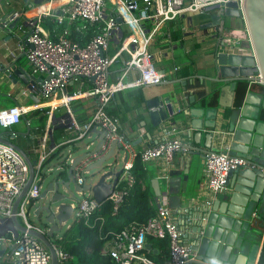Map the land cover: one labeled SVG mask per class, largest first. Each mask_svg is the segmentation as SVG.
Returning <instances> with one entry per match:
<instances>
[{
    "label": "built area",
    "instance_id": "1",
    "mask_svg": "<svg viewBox=\"0 0 264 264\" xmlns=\"http://www.w3.org/2000/svg\"><path fill=\"white\" fill-rule=\"evenodd\" d=\"M62 14L56 15L58 23L64 19L68 23H82L76 29L82 30V35L89 30L93 34L83 44L69 37L70 31L64 27L56 38L48 35L40 25L41 17L50 15L49 11L41 13L36 20H30V31L27 37L31 45L26 50V59L34 72L43 75L41 93L50 108L61 106L65 109L71 130L75 133L69 140H79L88 135L92 128H98L105 135V143L100 153L92 154L80 161L73 171V176L79 184L83 183L84 168L92 161L102 157L108 151L110 144L115 143L123 151V166L118 182L113 187L107 200L112 205L113 213L123 202L125 194L133 188L136 176L133 173L135 161L140 160L142 167L152 159L163 158L167 164L172 161L173 153L180 150L181 141L174 137L163 140L138 150L132 141L126 139L119 131V120L111 115L108 104L114 94L133 86L157 85L164 74L153 63L148 46L160 26L179 15H190L202 12L207 6L224 4L242 0H64ZM127 25L128 32L122 36L124 45L129 51V58L114 81L107 77L112 58L105 52L109 41L118 36L121 29L117 19ZM145 23L148 29L145 31ZM123 34V32H122ZM250 49V37L245 27L226 28L221 37V47L226 50ZM131 71L137 72V78L126 79ZM91 86L85 90L68 92L67 85L80 78L89 79ZM93 98L95 100L91 119L79 124L72 114L71 103L75 100ZM30 110L29 106L12 105L0 109V127L9 128L18 123L22 115ZM13 118V119H12ZM53 147V149H55ZM52 149V150H53ZM48 152L40 155L34 166V177L26 195L20 202L15 215L22 219L26 228L31 225L27 221L24 208L29 198L39 195V176L42 163ZM207 188L216 195L226 190V175L243 161L231 157L219 150H209L204 153ZM28 176V166L24 159L8 144L0 142V245L8 244L9 251L5 261L13 264H51L48 249L36 238L18 236L2 230L5 219L12 215L14 199L25 185ZM168 179L167 176H164ZM74 210L76 217L83 218L89 224L90 217L100 210V205L86 192ZM155 213L144 223L132 222L119 230L110 242L108 252L114 264H157L147 256L146 244L148 237L166 238L168 240V264H188L194 259L193 252L181 238V231L171 215L167 197L160 194L149 200ZM3 219V220H2ZM59 262L65 261L69 255L54 245Z\"/></svg>",
    "mask_w": 264,
    "mask_h": 264
},
{
    "label": "water",
    "instance_id": "2",
    "mask_svg": "<svg viewBox=\"0 0 264 264\" xmlns=\"http://www.w3.org/2000/svg\"><path fill=\"white\" fill-rule=\"evenodd\" d=\"M14 13L15 10L5 7L0 26ZM202 13L208 16L206 24L218 27L220 33L226 28L229 20L241 19L249 33L250 49L248 52L239 53L220 48V51L216 52V78L213 79L220 83V86L203 96V104H207V108L190 111L191 114L195 113L192 114L195 119L191 123L198 128H201V123L198 122L201 115L196 116L197 113H208V117H212L210 123H204L211 129L207 133L204 146L210 148L214 142L217 147L205 149L181 141L180 150L186 149L189 156L199 157L209 150H219L241 159L243 163L227 172L228 190L218 194L216 199L199 205L195 208V213H191V206L196 199L188 185V171L181 177V192L176 189V182L180 177L170 172L163 184H160L158 178L153 179V193L155 196L166 195L169 208L185 206L186 212L190 211L192 221L181 235L183 242L194 254V259L188 264H258L259 258L256 261V255L264 231V0H242L240 5L237 1L209 5ZM117 22L120 24L121 18H118ZM16 23L1 28L0 39L3 32L14 30ZM28 34L23 35L20 40L28 42ZM118 35H122L121 30ZM2 68L9 81H19L23 86L22 91H30L32 99L37 91H41L40 86L44 79L36 78L16 60L2 65ZM89 79L93 80L94 77ZM258 85H261L259 89ZM226 92L231 94V101L222 104L216 96ZM214 99L216 100L213 104ZM146 109L154 129L160 128L173 116L169 100L162 94L148 99ZM21 118L29 125L25 115ZM64 127L71 131L70 121H67ZM100 133L102 137L98 143L94 145L92 141L89 142L94 148L90 149L88 144L86 150L77 155L73 150L68 151L55 171L46 166V160L42 163L39 195L29 198L24 208L30 228H26L22 219L15 213L31 185L37 160L29 159L27 152L20 145L3 138L0 133V142L10 145L28 166L25 185L14 199L12 215L5 221L10 223L11 233L38 239L48 249L51 264H59L53 242L60 238L59 232L74 211L72 205L67 202L69 194L90 192L101 204L107 200L119 180L121 168L116 170V165L120 146L114 142L110 144L105 155L84 168L83 183L79 184L72 174L80 161L100 153L105 143V135L102 131ZM12 136H15V133H12ZM67 144L69 143H61L56 153ZM188 161L191 163V158ZM263 243L264 236L262 245ZM149 247L147 243L146 248ZM4 252L0 249V263L5 261Z\"/></svg>",
    "mask_w": 264,
    "mask_h": 264
},
{
    "label": "crops",
    "instance_id": "3",
    "mask_svg": "<svg viewBox=\"0 0 264 264\" xmlns=\"http://www.w3.org/2000/svg\"><path fill=\"white\" fill-rule=\"evenodd\" d=\"M10 4L15 5V13L10 18L25 15L16 23L14 30L3 32L2 39H0V109L18 104L29 106L32 113L25 114L29 115V125L21 118L17 124L9 128L0 127V133L3 138L12 140L20 145L31 160L38 161L43 152H48L46 158L48 162L56 154V150L61 146V143L79 141L69 140L75 135L72 130L69 131L64 127V124L69 121V117L61 106L52 110L50 108L51 103H46L41 91H37L32 99L29 90L25 89L22 91L23 86L19 81L13 83L7 79L3 74L2 65L9 64L14 59L36 78H44L41 73L33 71L26 59V50L29 48L28 42L20 40L23 35L30 31L29 21L36 20L44 12L49 11L50 15L41 17L40 25L49 36L56 38L58 33L64 27H67L70 31L69 37L72 40L76 39L74 41L83 44L88 38L82 35V30L76 29L82 23L70 24L66 19L62 23H58L56 15L62 14L61 8L65 5L64 0H11L8 2L0 0V18L6 5L9 6ZM37 8L42 10L34 13V9ZM233 20L231 19L227 22V29L239 27L237 21L234 22ZM207 21L208 16L198 12L190 15H179L163 23L148 46L154 66L164 74L163 80L157 85L133 86L118 91L109 102L107 110L118 118L120 133L126 139L132 141L138 150H142L168 137L185 141L193 147H205L207 133L211 129L204 123H210V118L212 117H208L210 116L208 113H197L198 115L196 116L201 115L198 121L201 123V128H198L191 123L195 119V115L192 114L195 113L191 114L190 111L191 109L207 108V104H203V96L210 94V92L220 86V83L214 80L216 78L215 54L222 48L221 37L226 29L224 28L220 33L218 27L207 25ZM120 26L123 34L120 37L118 35L112 38L105 52L112 58L107 73L109 81H114L118 77L125 61L129 58V51L126 50L122 39V36L127 34L128 28L124 23L120 24ZM148 26L145 23V31ZM235 51L244 53L248 52V49L243 44L241 49H236ZM136 78L137 72L131 71L126 79ZM91 84L90 79L86 78L73 80L67 85V91L85 90ZM260 87L261 85L257 86L258 89ZM158 94H162L163 97L169 100L173 116L169 117L167 122L161 125L160 128L154 129L147 114L146 101ZM219 94L216 97L220 99L222 104L230 103V93L226 92L221 96ZM94 104L95 100L93 98L75 100L71 103L72 114L80 125L91 119ZM219 108L222 109L221 107ZM43 115H47V118L41 119ZM12 133H15V136H12ZM101 137L100 130L92 128L86 138H92V142L95 145ZM55 146L56 148L53 149ZM216 147L213 142L210 148L205 147V149ZM190 158L191 163L188 161ZM143 169L146 171L147 176L140 181L141 187L149 184L152 188L151 182L156 178L159 179L160 184H163L165 181L164 176L169 177L170 172H173L175 176L180 177L176 182V189L179 192H181L183 182L181 177L185 174V171H188V185L196 199L191 206V213H195V208L199 205L216 199L218 194H220L214 195L207 188L204 154L201 157L198 155L189 156L186 149H181L173 153L170 164H167L163 158H156L147 162ZM227 190L228 188L225 191ZM184 207L170 208L171 215L177 222L181 233L188 228L192 221L190 211L186 212ZM9 227L10 223L8 221H4L1 225L5 233H8ZM263 236L264 231L259 241L256 261L261 252ZM0 249H3L6 254L9 251V245L1 244ZM146 250H149L152 254L158 253V250L151 249V247L146 248ZM165 262H167V259ZM66 264L72 263L67 262Z\"/></svg>",
    "mask_w": 264,
    "mask_h": 264
},
{
    "label": "trees",
    "instance_id": "4",
    "mask_svg": "<svg viewBox=\"0 0 264 264\" xmlns=\"http://www.w3.org/2000/svg\"><path fill=\"white\" fill-rule=\"evenodd\" d=\"M237 23L239 27H244L241 19H237ZM92 34L93 30H89L84 36L89 38ZM215 100H213V104ZM25 116L28 119L29 115ZM46 118L47 115H43L41 119ZM133 173L136 176V182L133 188L125 194L116 213H113L111 203L106 200L101 203L100 210L90 217L89 224H85L83 218L75 217L71 225L62 233V236L54 240L53 244L69 255L67 260L60 261L59 264H66L67 262L72 264H114L109 253L103 250L110 247V242L115 234L129 223L141 224L154 215V207L149 205L153 191L149 184L144 187L140 185V181L147 175L138 159L134 163ZM147 242L151 249L158 250V253L155 254L146 250L147 256L155 260L157 264H168L165 262L167 259L165 257H168V240L150 236L147 238ZM263 260L264 243L258 264H262ZM0 264L13 263L3 261Z\"/></svg>",
    "mask_w": 264,
    "mask_h": 264
},
{
    "label": "rangeland",
    "instance_id": "5",
    "mask_svg": "<svg viewBox=\"0 0 264 264\" xmlns=\"http://www.w3.org/2000/svg\"><path fill=\"white\" fill-rule=\"evenodd\" d=\"M11 0H5V2H8ZM7 9L15 10V5H6ZM31 110L28 112L30 113ZM35 112V111H33ZM17 124V123H16ZM90 141H93L92 138H85L83 140L76 141L75 143H69L65 146H63L56 154H54L51 159L46 163V166L48 168H51V170L55 171V169L58 166V163L63 159L64 155L68 153V151L73 150L75 154H81L86 150V146L89 144ZM95 142V141H94ZM90 149L94 148L93 145L89 144L88 145ZM123 151L121 150L117 154V165H116V170H119L123 166ZM83 198V195L81 193H71L69 194V198L67 199V202L69 204H73L75 207L78 205V202ZM76 217V210L73 211L72 215L70 216L69 220L64 224L62 230L59 232L58 237H61L62 233L67 229L69 224L75 219Z\"/></svg>",
    "mask_w": 264,
    "mask_h": 264
},
{
    "label": "bare ground",
    "instance_id": "6",
    "mask_svg": "<svg viewBox=\"0 0 264 264\" xmlns=\"http://www.w3.org/2000/svg\"><path fill=\"white\" fill-rule=\"evenodd\" d=\"M42 10V9H41ZM41 10H39L38 8L37 9H34V13H38V12H40ZM25 14H23V15H18V16H16V17H13V18H7V19H5V21L3 22V23H1V26H0V29L1 28H4V27H7V26H9L10 24H12L13 22H18L19 20H20V18L22 17V16H24ZM0 113H1V111H0ZM13 119V118H12Z\"/></svg>",
    "mask_w": 264,
    "mask_h": 264
},
{
    "label": "flooded vegetation",
    "instance_id": "7",
    "mask_svg": "<svg viewBox=\"0 0 264 264\" xmlns=\"http://www.w3.org/2000/svg\"><path fill=\"white\" fill-rule=\"evenodd\" d=\"M233 21H234V22H236V21H237V19H234ZM20 120H21V119H20Z\"/></svg>",
    "mask_w": 264,
    "mask_h": 264
}]
</instances>
